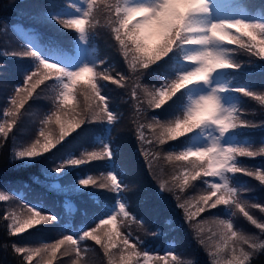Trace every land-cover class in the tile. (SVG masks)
I'll return each mask as SVG.
<instances>
[{"label": "snow or ice", "instance_id": "snow-or-ice-1", "mask_svg": "<svg viewBox=\"0 0 264 264\" xmlns=\"http://www.w3.org/2000/svg\"><path fill=\"white\" fill-rule=\"evenodd\" d=\"M84 3L86 10L81 15L74 18L53 17V19L64 28L74 29L80 34V40L86 41L89 33L95 29L93 21L96 20L97 15L106 13L114 39L118 42L119 51L123 53L124 60L134 74L138 72L142 74L152 65L168 57L175 49H188L185 52V59L192 65L190 69L182 71L177 79L166 83L163 87L144 88L145 95L150 98L149 106L155 109H161L166 102L176 97L177 93H182V90H192L193 86L201 84L211 85L217 73L238 70L241 65L230 58L236 55L237 49L226 45H237L238 49L264 60V23L245 20L205 23L202 17L211 13L210 0H157V3L152 5L134 4L132 0H111L110 3L105 0L99 4L97 0H84ZM70 7L76 6L73 4ZM233 29L235 32L232 31ZM244 37L248 38L247 41ZM11 55L30 56L38 61V66L35 71L26 76L22 86H15L14 94L9 99L10 107L4 113L5 117L19 116V110L24 108L36 89L46 80H55V110L43 123L49 124L54 120L59 125L57 139L54 140L51 135H46L41 129L40 136L44 138L43 143L40 139H36L30 146L15 150L12 156L14 164L31 162L44 153L50 152L65 137L85 123L100 121L113 125L118 121V116L110 110L109 99L102 94L104 84L101 81H110L124 87L121 82L126 78L123 74H119L118 79H114L109 71L101 70L104 62L95 66L85 65L78 70H67L60 64L50 63L41 58L31 47L23 53L13 52ZM78 85H83L86 91L83 96L85 107L80 113H69L66 110L76 100L75 93ZM137 86L139 87V84ZM228 91L238 92L264 103V94L247 88L230 90L225 86L212 87L208 94L199 95L195 99L189 97L190 104L182 118L169 122H161L154 118L153 122L147 126L156 133V142L159 145L189 136L198 130L211 129L216 133L206 137L208 143L203 148H188L176 154H169L167 160L182 162L184 170L181 175L174 177V187L162 181L160 189L165 192L176 189L183 191L190 180L215 178V182L204 181L207 191L197 198L199 207L197 204L191 205L197 208L196 213L190 211L188 202H180L178 207L185 210L189 221L199 213L205 212L206 209H217L218 206H224L225 209L230 210L233 217L242 213L260 230V235L237 229L233 220L213 218L209 221L213 227L208 229L211 235L206 239L204 228L200 226V222H197L198 243L207 250L212 264H254V258L264 254V222L254 218L246 208H257L260 205L249 204L242 199L240 194L250 189H236L229 180V176L242 173L245 176L254 177L264 185V169L249 168L237 163L238 157L264 156V146L253 148L234 144L226 145L223 142L224 138L235 130L257 127L256 124L240 119L239 108L229 107L226 101H222L221 94ZM132 95L135 97V91ZM208 101L212 102V107H208ZM64 117H70L72 122L66 124ZM15 123L16 120L12 119L11 123L5 120L3 124H0V134H3L4 140H7ZM144 127V124L138 126L139 140L142 144L151 145L153 140L144 136ZM112 155L110 146L104 144L99 151H86L80 158H72L58 165L53 171L59 174L66 167L83 165L93 160H109ZM145 155L147 156V149H145ZM149 162L151 164V157ZM79 184L85 188L91 185L117 194L125 189L122 181L115 174H107L102 179L88 176L80 180ZM71 190L75 191L74 188ZM175 198L177 201L181 200L179 195ZM10 199H12L11 196L0 193V201ZM117 204L118 207L114 213L100 219L94 227L84 231L79 237L64 235L55 243L46 244L42 248L15 247V251L21 255L27 254V264H32V261L42 253L48 254L47 264H53L63 246L68 245L66 252L71 251L79 256L82 251H86L81 247L82 242L92 240L105 249V254L109 255V264H117L110 252L118 247L120 248L118 264H131L132 258L124 255L125 252L142 257L146 262L149 259V253L143 248H137V244H141L142 240L139 237H133L132 232L127 230L130 224H137L142 228L143 225L131 214L126 203L118 201ZM260 210L264 212V207H260ZM29 213L23 220L12 213L4 217L11 220L9 225L11 235L24 233L43 223L59 222L58 217L44 216L40 211L29 209ZM118 222L125 231L122 232L117 227ZM145 234H148L146 230ZM214 237L215 241H213ZM133 239L137 243H132ZM169 256H171V264H197L195 258L184 260L173 252L158 256L156 259L163 261V264H169ZM137 264H140V260H137Z\"/></svg>", "mask_w": 264, "mask_h": 264}, {"label": "trees", "instance_id": "trees-1", "mask_svg": "<svg viewBox=\"0 0 264 264\" xmlns=\"http://www.w3.org/2000/svg\"><path fill=\"white\" fill-rule=\"evenodd\" d=\"M59 2V0H0V71L6 62L14 64L18 70L19 80L16 82L17 86H22L25 83L26 76L37 69L38 61L30 56L21 57L22 55H19V58L9 59L6 56L3 39L8 34L20 47L17 32L22 26L24 28H32V34L36 33L38 35V42L41 44L46 42L41 32L45 31L48 34L59 36L67 32V30L69 31V28H64L58 22H53L44 16L47 11L56 9L55 4H59ZM101 2L103 0H97L98 4ZM251 4L249 6L250 11L256 8L258 11L261 9L260 13L264 18V0H258ZM36 18L47 24L57 25L60 29L49 30L46 26L36 21ZM93 25L95 29L89 34L91 43L96 48L97 61L95 65L104 62L101 70L109 71L114 79H118L119 74H123L126 78L121 82L124 87L110 81H101L104 84L102 94L109 99L110 110L118 116V121L111 126L110 130H105L107 126H102V124L106 123L100 121L83 124L81 128L74 131L67 139H64L60 146L48 152L39 163H35L28 170L23 169L25 167L24 162L13 163L11 138L8 137L7 140H4L3 134H0V193L11 196L12 199H10L9 203H14L17 209L28 215L30 214L29 209H32L33 211H40L41 215L44 216H56L58 221H61V223H43L24 233L11 235L9 227L11 220L4 219L8 214L5 211L4 201H0V264H27L23 259L24 255L17 253L15 247L42 248L46 244L55 243L58 239L63 238L64 235H73L74 238L79 237L84 231L94 227L100 219L112 214L115 208L118 207L119 197L124 198L125 203L124 195L127 187L123 192L117 194L116 192L91 185L85 188L79 184L80 180L88 176L102 179L103 176L107 175V171L113 170L116 172V166L119 163L116 155L118 148L124 152V164L121 166V173H124V176L119 177L117 173L116 175L122 181V185L127 181V186H130V181L135 180L136 195H134L135 198L129 211L141 222L143 228L137 224H130L127 230L132 232L133 237H139L142 240L141 244H137V248H143L148 252L147 246L155 247L158 245L162 250L165 247H170L173 253L182 259L195 258L197 264H204L205 261L202 258L198 259L201 251L198 250L192 231L187 228L185 218L173 206L172 198L179 195L181 191L176 189L172 192H165L160 189L162 181H166L169 186L174 187L175 185L170 180V170L167 161L169 154H175L172 151L171 141L164 145H159L156 142V134L150 127L143 129V133L146 138L153 140V144H142L138 136L140 131L138 126L140 124H144L147 127L153 122L154 118L161 122L172 121L169 118L173 111L178 108L181 100L168 101L161 109L150 107V98L145 95L144 88L152 89L155 87L149 84L141 85L142 88L140 86L134 87L130 83L127 73L130 68L123 58V53L119 51L118 42L115 41L109 30L106 13L97 15ZM226 46L237 49V57L234 61L241 65L238 70L243 73L237 72L236 75L248 74L247 82H249V85H254L251 80H256L257 82L262 81L261 85L264 86V71L259 72V69L255 68L256 63H264V60H261L258 56L251 55V53H243L241 49H238L237 45ZM19 47L17 48L21 52L22 47ZM144 72L176 75L178 70L170 62L160 61ZM233 73L236 72L233 71L232 75ZM77 88L80 90V107L83 111L85 107L83 96L86 91L83 85H78ZM37 89L45 94V98L39 102L44 107L47 100L46 88L42 85ZM14 90L15 86L9 98L14 94ZM133 91H135L137 98L133 97ZM36 95L37 92L35 91L28 101L32 102L30 105L37 104ZM254 104H257V101H254ZM38 107L40 108L41 106L39 105ZM54 110L55 103L51 100L49 113ZM181 117H183V114ZM120 122L126 123L130 131V136L128 131L126 132L128 140L125 143L116 135ZM99 134L106 138L105 142L99 143L97 141ZM104 144H108L113 152L111 159L93 160L83 165L66 167L59 174L53 171L58 165L72 158H80L86 151H99ZM145 149H147V156L145 155ZM149 157H151V164ZM251 165L260 166L257 163H251ZM240 174L238 177L243 180ZM202 180V178L196 181L190 180L188 186L192 190L197 191V189H201L199 182ZM13 181L14 183L12 184ZM74 187L83 188L87 191L82 195L69 194L68 190ZM197 193H200V191H197ZM68 194L78 200V205L83 212L82 223L86 224V228L83 230H78L76 223L70 226L69 217L63 214L62 210L65 207V201L67 207L68 203L71 202L70 199H65L69 196ZM171 214L178 220L176 227H174L173 218H170ZM258 220L264 221L263 218ZM117 227L122 232L125 231L119 222ZM145 230L148 234H145ZM249 230L256 232L253 227L249 228ZM85 241L81 247L85 244L89 247L92 246L91 248L98 252L100 260L91 263L89 258L85 257L83 259L81 253L79 256L72 253L77 264H109V255L105 254L104 248L96 245L92 240ZM132 242L137 243L135 239ZM153 252H148L150 259L146 262L142 257L129 254L132 258L131 264H137V260H140V264H163V261L156 259V257L161 255L152 257L151 254ZM110 255L114 261L118 262L119 258L114 257L111 253ZM125 255L129 256L127 253ZM63 256L64 258H62ZM57 257L68 261L71 255L59 252ZM78 258L80 261H78ZM58 263V259L53 262V264ZM169 264H171V257H169ZM254 264H264V254L255 257Z\"/></svg>", "mask_w": 264, "mask_h": 264}, {"label": "rangeland", "instance_id": "rangeland-1", "mask_svg": "<svg viewBox=\"0 0 264 264\" xmlns=\"http://www.w3.org/2000/svg\"><path fill=\"white\" fill-rule=\"evenodd\" d=\"M132 2L134 4L152 5V4L157 3V0H132ZM210 5H211L210 15H206V16L202 17V19L204 20L205 23H212V22H219V21H235V20H245L247 22L264 23V18L262 17V14L260 13L261 9L256 14H252V13H242V14L236 13L235 14V13H230L227 10V5L225 4L224 0H210ZM77 9H79V11ZM85 10H86V4L84 3V0H78V2L76 3V8L74 10L67 11V12L64 11V12H66V14L68 15L69 18H74L78 15H81L83 13V11H85ZM36 21H38L42 25L46 26L47 29H49V30L60 29L59 26L47 24L46 22L42 21L39 18H36ZM94 22L95 21H93V24H94ZM86 29H88L87 25H86ZM23 32L25 33L24 36L28 40V45L31 48H34V49L36 48L39 56L41 58L45 59L46 61L50 62V63L52 62V63L60 64L61 66L65 67L67 70H78L80 67H83L85 65L95 66V63H96L95 48L91 47L89 45V35H88L86 41H81L79 38V35H80L79 34L78 35V41L76 44L77 48H76L75 54L74 55H70V54L64 55V54H60L59 52L47 53V51H44L43 49L39 48V46L36 44V41L34 39V35L28 34L25 30H23ZM3 45L5 48L6 56L9 59L19 58V55H15V56L11 55V53H13V52L23 53L26 51L24 48H22V51L20 52L17 48L19 46L14 41V39L11 38L8 34H6L4 39H3ZM185 50L188 51V49H185ZM21 57H26V56L22 55ZM236 57H237V53H236V55H234L230 58L234 60ZM3 65H4V67L2 66L1 71H0V124H3L5 122V120H8L9 123L12 122V119L16 120L15 126L12 128V131L8 135V137L11 138V143H12V156H13V152L15 150H19V149H22L24 147L30 146L32 143L35 142L36 139H40L41 142L43 143L44 138L40 136L41 129H43L45 131L46 135H51L54 140L57 139L58 135H59V125H57L54 120L49 124L43 123V121L52 113H48V116H44V117L42 116L43 110L47 109L48 99L46 100L44 107H42V105L39 102L45 98V94L41 93V91L38 89H36V92H37V95H36L37 104L36 105H30L32 102H27V103H25L24 108L19 110V113H20L19 116L14 117V118L5 117L4 113L10 107L9 106L10 93L13 90V87L17 86L16 82L19 80V78H18V70L14 64L12 65V64H10V62H6ZM190 68L181 69L180 73L182 71H184L186 69H190ZM255 68L259 69V72L264 71V63H256ZM228 71H230V70H226V71H223V72H220V73H217L216 75H214L211 85H206V86H200L199 85L197 88H194L193 90H191L190 91V94H191L190 97L192 99H195L199 95L208 94L211 91L212 87H218V86H225L227 88L232 87V85L235 84L236 81L235 82H230V81H232L234 78H236V75L229 77L230 73ZM42 85H40V86H42ZM254 85H255V83H254ZM250 86H253V85H250ZM249 88L250 87H248L247 89H249ZM253 89H257V88H253ZM75 95H76V100L73 103H71L69 105L68 109L66 110L69 113H80L82 111L81 107H80V90L78 88H77V92L75 93ZM221 95H222V101H226L227 106L234 107V100L232 101V99L234 98L233 94L229 95L228 93H224ZM236 97L239 98V100H237V102H239V103H243L245 101L243 103L242 107H239V109H241V110L247 109L250 111V115L246 118V120L257 125V127H255V128H245V129L253 130V133H252V136L254 135L253 141H255L257 143H264V113L261 112V115H263L261 117L262 121H256L255 120V117L257 115V111H262V110L264 111V103H261L260 101L254 99V98L247 101L243 96L237 95ZM254 101H257V104H254ZM189 104H190V102H189ZM189 104L184 108L185 111H186L187 107L189 106ZM28 105H30V106L28 107ZM39 105L41 106L40 108L38 107ZM63 119H64V122L66 124L72 122L70 117H64ZM240 119L243 120V118H240ZM144 129H148V126L145 127ZM150 129L153 130L151 127H150ZM127 131H128L129 136H130V131L128 129V125L126 123L124 124L123 122H120V125L118 127L116 135L123 143L127 142V140H128V136L126 135ZM254 132H255V134H254ZM215 134L216 133L213 130L206 129L203 136L201 138H196L189 145V148L196 149V148H203V147L207 146L208 141H207L206 137L208 135H215ZM69 136L65 137V139H67ZM232 138L233 137L229 133L227 135V137L224 138L223 142L226 145H233L234 141ZM63 141L58 143L56 147L60 146ZM247 146H250V145H247ZM123 153H124L123 150H121L119 148L117 149L116 155L118 157L119 163L116 166V172L114 171V174L116 175V173H117L119 177L124 176V173H121V166L124 164V154ZM45 155H47V153H44L41 157L37 158L34 161L25 163V167L23 169H25V170L30 169L31 167H33L32 165H34L35 163H39L41 161V159H43L45 157ZM245 158H247V157H243V159H245ZM255 158L256 159H261V158L263 159L260 162L258 161L259 163L257 162V164L260 165L259 167L261 169H264V156H257ZM237 163L239 165H242L245 167H248L250 165L247 160H242L241 163H239V161H238ZM168 166H169V170H170V180L173 182V184H175L174 177L181 175L182 171L184 169L182 168L181 162H176V161H168ZM111 174H113V173H111ZM240 175L242 176V179H243L242 181L239 180V182H237L236 181V175L229 176V180L231 181L232 185L238 190L239 189H250V191L242 192L240 194L241 198L246 200L249 204H258V205H260V207H264V185H262L254 177L245 176L242 173ZM134 181L135 180L130 181V186H127V181H125V183L123 184V186H125V188L127 187V189L125 190L124 196H125V203L127 204L128 209H130V206H132L133 200L135 198L134 195H136ZM212 182H215V178L212 180ZM71 189H73V188H70L68 190L69 191L68 193L74 194V195H82L84 192L87 191L86 189H83V188L78 189V188L74 187L75 191H72ZM197 191H199V190L197 189ZM197 191L192 190V188L187 185L185 187V189L183 191H181L179 194V196L181 197V200L177 201L175 198L176 196L174 198H172V200H173V206L175 207V209L187 221V228L192 231V233L196 239L198 250L201 251V255L198 259L202 258L205 261L204 264L205 263L212 264V262H211V258L209 257V255L207 253V250L204 248V246H202L198 243V234H197V228H196L197 222H200V226H202L205 230L204 231L205 239L207 238V236L211 235V233L208 232V229L210 227H213L209 223V221L212 220L213 218L233 220L234 225L237 229L244 231V232H247L249 234H255V235L261 234L260 230L257 229L254 225H252L251 222L248 221L243 216L242 213L233 217L232 212L230 210H227V209L224 210L223 209L224 206H218L217 209H212V210L206 209L205 212L199 213L198 215L195 216V218L193 220L189 221L186 218L185 210L179 208L178 204L180 202H188V207H189L190 211L193 213H196L197 208L191 207V205L197 204V198L199 197V195H201L200 193H197ZM137 196H139V195H137ZM9 201L10 200L4 201L5 211L8 214V216H9V213H12V214H15V216L21 220L26 219L28 217V214L22 212L20 209H17V207L14 205V203L13 204L9 203ZM118 201L124 202V198L119 197ZM117 206H118V204H117ZM197 207H199L198 204H197ZM260 207L246 208V210L249 211V214L253 215V217L256 219H261V218L264 219V212H262L260 210ZM116 210H117V208H115L114 212ZM261 222H264V221H261ZM176 224H174L175 225L174 227H176ZM252 227L256 229V232H252L249 230V228H252ZM215 239L216 238L214 237L213 241H215ZM83 242H86V241H83ZM117 243H119V242H117ZM209 243H212V242H209ZM68 247H69L68 245L63 246V248H61L60 252H64L66 254H69V256L71 255V257L69 258L68 261H64V259L61 260V258L57 257V255H56L55 260L58 259V261H59L58 264H77L73 254H72L73 252H71V251L66 252V249H68ZM91 247L92 246L89 247L86 244L84 246H82V248L86 249V251H82L81 256L83 257V259H85V257L89 258L91 263H95L96 261L98 262L100 260V256H99L98 252ZM119 252H120V248L118 247L116 249H112L110 253L114 257L119 258L118 257ZM169 252H170V250L166 249V253H169ZM125 253H127L128 255L130 254L131 256L133 255L131 252H125ZM125 253H124V255H125ZM26 255L27 254L24 255L23 259L27 263ZM152 257H154V256H152ZM62 258H64V256ZM47 260H48V254L42 253L41 256L36 257L32 261V264H47ZM78 261H80L79 258H78ZM81 262H83V260H81ZM117 264H118V262H117Z\"/></svg>", "mask_w": 264, "mask_h": 264}, {"label": "clouds", "instance_id": "clouds-1", "mask_svg": "<svg viewBox=\"0 0 264 264\" xmlns=\"http://www.w3.org/2000/svg\"><path fill=\"white\" fill-rule=\"evenodd\" d=\"M207 105H208V107H212V102L211 101H208L207 102Z\"/></svg>", "mask_w": 264, "mask_h": 264}, {"label": "bare ground", "instance_id": "bare-ground-1", "mask_svg": "<svg viewBox=\"0 0 264 264\" xmlns=\"http://www.w3.org/2000/svg\"><path fill=\"white\" fill-rule=\"evenodd\" d=\"M14 183V181L12 182V184Z\"/></svg>", "mask_w": 264, "mask_h": 264}]
</instances>
